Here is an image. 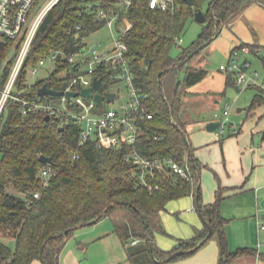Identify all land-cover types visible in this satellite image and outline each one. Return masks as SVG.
<instances>
[{"label":"trees","instance_id":"obj_1","mask_svg":"<svg viewBox=\"0 0 264 264\" xmlns=\"http://www.w3.org/2000/svg\"><path fill=\"white\" fill-rule=\"evenodd\" d=\"M124 1L59 0L38 28L17 81V92L24 99L44 100L47 96L39 95L43 85L61 89L75 71L72 64L59 61L49 77L37 79L27 87L31 68L57 49L71 54L80 52L86 38L106 26L108 19L101 17L100 12L108 17L118 14V25L126 20L132 23L124 36L127 56L137 86L150 95L149 111L154 115L153 119L142 121L144 131L135 148L151 161L169 157L180 164L189 161L194 180L154 166L144 183L138 165L126 158L130 147L107 149L91 140L80 146L77 125L70 124L60 132L55 119L46 121V116L24 113L21 103L11 101L0 119V264H32L36 260L59 264V255L78 226H88V222L108 216L132 264L183 260L198 252L214 235L220 245L219 264H247L242 261L257 257V249L240 248L233 252L229 248V221L221 213L222 185L215 202L203 204L200 178L204 165L196 157L194 165L183 138L186 136L191 144L183 96L208 75L204 67L192 64L206 47L191 59L189 56L210 39L215 40L222 28L233 24L251 5H264V0H193V5L187 0H175V6L167 10L152 9L150 0H130L128 7ZM197 10H203L207 17L201 34L178 57H173L171 50L180 44L187 23L195 19ZM244 45L248 44L241 46ZM249 46L259 53L260 46ZM20 48L21 43L0 38V88L10 75ZM232 74L228 76L229 86L237 82ZM111 82L104 90L110 88ZM263 91L253 99L251 110L264 103ZM191 148L195 154V148ZM41 155L50 157L51 163L40 161ZM48 167L54 175L44 186L41 173ZM190 195L212 224V236L199 246L209 233L205 225L195 237L178 239L175 248L164 251L156 243L157 234L170 236L162 212L170 201ZM1 237L14 239L16 247L11 248ZM135 240L139 242L131 245ZM259 259L264 260L263 253Z\"/></svg>","mask_w":264,"mask_h":264},{"label":"rangeland","instance_id":"obj_2","mask_svg":"<svg viewBox=\"0 0 264 264\" xmlns=\"http://www.w3.org/2000/svg\"><path fill=\"white\" fill-rule=\"evenodd\" d=\"M49 2L50 0H42L37 6V10L40 8L41 10L45 9ZM202 29V23L197 22L195 19L189 20L184 31L183 42L173 47L171 55L173 57H178L183 48L190 47L197 40ZM234 30L235 29L231 26L222 28L219 36L192 61V64L203 66L208 70V75L201 82L189 87L183 96L184 111L188 114V117L191 118V121H189L191 127L188 128V133L190 139L193 141L195 150L197 148L195 143L196 140L201 141L207 139L208 142L213 141L218 143L219 152H214L213 160L216 164H222L224 169L225 150L220 146V141L224 139L230 140L236 137H240L242 140L247 139L248 145L246 147L252 149V151H249L250 157H248V160L250 159L251 162L250 170L252 171L258 168L264 171V163L254 161L253 157L254 150L258 149L259 146L264 149V103L254 110L250 109L255 96L262 93L264 90V47L260 48L259 53L255 51H251L247 54L241 53V57L237 61L241 67H244V71L248 74L259 73L258 85L242 84L239 86L240 90L237 89V82L230 86L226 85V80L231 74L229 75L226 71L221 70V65L228 64L232 51L239 46L235 39ZM248 31L252 33L250 29H248ZM113 35V31L108 26H105L86 38L85 42L89 49L98 47V50L104 51L113 47ZM246 44L252 45L249 43ZM246 62L250 65L245 66ZM54 70L55 62L47 60L45 65L39 67L37 74L32 80L45 79L49 77ZM64 75L65 73H61L59 77ZM233 75L236 76V74H232V76ZM180 78L182 80L184 79V71L180 72ZM111 89L119 90L120 98L114 103L103 104L101 108H116L118 105L128 100L127 88L123 82L114 85ZM47 99L54 103H60V98L56 96H47ZM226 109L230 111L228 121L226 122L228 125L233 124L235 127H238L241 131L238 136L232 134V130L229 128L226 129L224 136L221 134V129H217L214 132H208L206 130V123L209 120L226 119L224 116V111ZM239 109H241L240 112L238 111ZM216 133L220 135L217 138H215ZM212 137H214V140L211 139ZM237 144L238 143H230L228 145L231 151V153L229 152L230 159L233 161H235L236 158L234 150H236ZM207 153H209V151H207ZM219 155L221 156L220 162L218 161ZM195 157L202 165L206 164L202 169L201 176L203 192V189L206 187V200L212 197L214 198L215 191L214 189L212 191V187L215 183H221L220 178L209 164L203 163L201 158H198L196 154ZM242 160L244 162L245 158L242 159V152L239 148L237 149V161L235 165H240V167H242ZM252 162H255V164ZM205 175H208V178L205 179ZM260 189H262L263 199H257V204H259L261 210L260 215L264 218V207L261 205L262 201H264V176L262 177L261 187L256 186L252 190H244V192L239 195L226 196L222 200L221 213L229 221L226 231H228L227 233L229 235V248L233 252L238 250L237 246H239L240 242L235 233L236 222L240 226L239 231L243 238V242L241 243L242 247L251 246L254 242L256 244L258 242L257 231H255L254 228L255 223L251 221V216H254L253 211H255V215L257 211L256 209L253 210L250 205L252 199H250V196L252 195L253 198L258 196ZM203 200L205 201V195H203ZM184 201L185 200H181L180 202L177 201V203L183 204ZM174 203L176 202H171L168 205V212L163 216L164 227L170 236L164 234L156 235V243L164 250L173 249L177 243V237L190 239L196 235L195 227L191 221V215H183V212L181 214L178 213V211L181 212V210L188 208L189 205L186 207L183 205L179 207L181 209L178 208L177 212H175L173 210ZM192 208L191 203L190 210H192ZM193 213L196 215L195 211ZM89 227L98 228L96 232L97 234L101 233V235L99 236L100 239L97 240L96 238L95 240L97 241L91 242L88 246L89 259L87 258V264H128V261L130 262L127 250L114 232L113 222L109 216L95 224L89 225ZM260 239L261 242L264 243V232L261 233ZM1 240L13 249L16 247V241L12 238L1 237ZM219 251L217 235H214L200 250H198V252L183 260L173 262V264H218L220 257ZM261 251L264 254V245L261 247ZM242 262L247 264H264V260H256V257L246 258Z\"/></svg>","mask_w":264,"mask_h":264},{"label":"built area","instance_id":"obj_3","mask_svg":"<svg viewBox=\"0 0 264 264\" xmlns=\"http://www.w3.org/2000/svg\"><path fill=\"white\" fill-rule=\"evenodd\" d=\"M41 1L0 0V38L21 43L12 71L4 87L0 88V119L11 101L14 104L19 102L22 104L24 113L34 112L40 116H49L50 119H55L60 127H67L70 124L77 125L80 146L91 140L95 141L100 147L107 149L122 146L130 147L131 151L126 158L138 165L141 170V179L144 183H146V175L154 166L158 169L169 171L170 174H178L185 180L193 181L194 172L189 161L180 164L170 157L151 161L143 157L135 148L144 131L142 121L153 119L154 115L149 111L148 101L150 95L137 86L135 75L127 56L128 45L124 40V36L132 27V23L126 20L123 24L118 25V14L108 17L104 11L100 12L101 17L108 19L106 26L114 34L113 47L111 49L100 51L98 47L89 49L85 45L80 52L74 54L67 53L63 49H57L49 57L40 59L38 64L31 68L30 79L26 84L27 87L32 85L34 82L32 79L37 74L39 67L45 65L47 60H51L55 64L59 61H64L73 65L75 71L71 78L64 83L67 86L64 89V95L58 96L60 98L59 104L49 99L28 100L20 96L19 92H17V81L26 57L46 13L59 0H50L45 9L41 10L40 8L37 10V6ZM124 3L128 7L131 1L125 0ZM149 4L152 9L167 10L175 6V0H150ZM179 42L182 43L183 39H179ZM251 51L252 49L249 45L234 49L228 64L221 65V70L236 74L239 86L242 84L258 85L259 73L248 74L244 71V67H241L237 62L241 57V53L247 54ZM249 65L248 62L245 63V66ZM108 77L109 79L107 80ZM95 79H102V85L99 90H94L93 93L104 95L107 92H115L116 96L113 101L104 100L101 104H98L94 97H86L79 94L69 98L66 95L67 92L80 93L83 89L92 87ZM109 81H112L110 88L104 90L109 85ZM121 82L127 88L128 100L116 108H101L103 104L114 103L120 98L119 90H112L111 88ZM229 115L230 111L226 109L224 111L226 119L217 120L221 122L218 129H221L222 135L226 133L228 128L232 130L234 135L240 132L233 124H227L226 121H228ZM41 175L44 186H47L54 172L51 167H48L42 171ZM147 186L150 190L153 189L152 185L147 184ZM35 197H39V193H35ZM257 221L258 233L264 232V219L260 218L259 213H257ZM138 242L139 240H135L131 245H135ZM263 245L264 243L259 240L257 259L260 258Z\"/></svg>","mask_w":264,"mask_h":264},{"label":"crops","instance_id":"obj_4","mask_svg":"<svg viewBox=\"0 0 264 264\" xmlns=\"http://www.w3.org/2000/svg\"><path fill=\"white\" fill-rule=\"evenodd\" d=\"M230 26L235 29L234 30L235 39H236V42L238 43L239 46L246 44V43H249L252 45L253 44L258 45L261 48L264 47V5L263 4L255 3V4L251 5ZM248 29H250L252 31V33H250L248 31ZM193 65L196 67H203L200 65H195V64H193ZM227 80H228V78H227ZM227 80H226V85H227ZM238 87H239V85H237V88ZM239 90H240V88H239ZM238 111L240 112L241 110L239 109ZM187 116H188V114H187ZM189 121H191V118H189ZM213 121H217V120H212V121L209 120L206 124L208 125L210 122H213ZM188 125L189 126H187V129L189 127H191L190 124H188ZM235 128H238V127H235ZM206 130H207V126H206ZM207 131L208 132H214V131H209V130H207ZM239 134L240 133H238L236 135L238 136ZM219 136H220L219 133H216L215 138H217ZM263 137H264V135H263ZM211 139L214 140V137H212ZM225 140H227V139L220 141V146H222L225 150V157H224L225 169L223 168L222 164H220V163L216 164V162H214V160H213L214 152H219L218 151V149H219L218 143H215L213 141L208 142L207 139L201 140V141H197V140L195 141V143L197 145V148H196L197 151L195 150V154L197 155L198 158H201V161L203 163H207V165L209 164L217 172V175L221 181V183L220 182H219V184L215 183L212 187V191H213V189L215 191L214 198L212 197V198L206 200V187H205V189H203L204 192L202 191V201H203V204H205V205H209V204H212L215 202L217 191H218L220 185H222V187H224V194H223L224 197L231 196V195L236 196V195L243 193L244 190H248V189L252 190L256 186H259V187L262 186V177L264 176V171L262 169L260 170L258 168L257 169L255 168L252 171L250 170L251 162H250V159L248 160V157H250L249 151H252V149L246 147L248 145L247 139L242 140L240 137H236V138H233L230 140L228 139L227 141H225ZM190 141H191V145L193 146L192 139H190ZM230 143H234V144L238 143L236 145V148H235L236 150H234V153H236L235 161L230 159L231 151L228 148L229 147L228 145ZM239 148L242 152V159L245 158L244 162L242 160V167H240V165H235V163L237 161V149H239ZM207 151H209V153H207ZM253 157H254V161H257L258 163H264V149H263V147L259 146L258 149H255ZM220 159H221V156L219 155L218 156L219 162H220ZM252 163L255 164V162H252ZM205 166H206V164H204V167ZM234 166H235V168H234ZM204 170H207V169H204ZM201 176H202V171H201ZM201 178H200V184L202 187L203 183H202ZM206 178H208V175H205V179ZM203 195H205V201L203 200ZM250 199H251V202H250L251 207L253 208V210L256 209V211H257L256 215H255V211H253L254 216L253 215L251 216V221H253L255 223V227L254 226L253 227L255 228V231H257V236H258V241H259V240H261L260 236H261L262 232L258 233L257 213H259V215H260L261 210L259 208V204H257V201H258L257 199H263L262 189L259 190L258 196L253 198L251 195ZM181 200H185L183 204L177 203V201L180 202ZM171 202H176V203H174L175 205L173 207V210L175 212H177V209L179 207H182L183 205H184V207H186L189 205L188 208L181 210V212L178 211V213L181 214L183 212V215L184 214L185 215L186 214L191 215V221L193 222V226L195 227L194 229L196 230V235H197L198 230L204 229L205 223L203 222V220L201 219V217L199 215L198 208H197L196 202H195V197L193 195L181 198L179 200H172L168 203V205ZM191 203H192V207H193L192 210H190V204ZM168 205H167V207H168ZM261 205H262V203H261ZM167 207H166V210L162 212L163 222H164L163 216L165 213L168 212ZM179 209H181V208H179ZM194 211H195L196 215H194V213H193ZM263 214H264V211H263ZM260 218H262L261 215H260ZM262 219H264V218H262ZM235 227H236L235 228L236 237L240 241L239 246H237V249H240V248L258 249V242H257V244L254 242L253 244H251V246L242 247L241 243L243 242V238L240 235V231H239L240 226H239V224H237V222L235 223ZM97 230H98V228L89 227V225L84 226L82 228H79V230H77L75 232L74 236L71 237L67 241L62 252L60 253L59 264H87L86 263L87 258L89 257L88 246L90 245L91 242H94V241H97L98 239H100L99 236L101 235V233L97 234V232H96ZM226 230H227V225H226ZM227 235H228V233H227ZM96 238H97V240H95ZM228 238H229V235H228ZM178 239H184V238L177 237L176 238L177 243H176L175 247L178 244ZM217 240H218V236H217ZM71 242H72V244H71ZM218 245H219V240H218ZM219 249H220V245H219ZM162 250H164V249H162ZM170 250H172V249L164 250V251H170ZM219 252L221 253V251H219ZM252 258H254V257H252ZM219 260H220V257H219ZM256 260H261V259H257V257H256ZM32 264H43V262L36 260ZM128 264H132L131 261L130 262L128 261ZM171 264H173V263H171Z\"/></svg>","mask_w":264,"mask_h":264},{"label":"water","instance_id":"obj_5","mask_svg":"<svg viewBox=\"0 0 264 264\" xmlns=\"http://www.w3.org/2000/svg\"><path fill=\"white\" fill-rule=\"evenodd\" d=\"M190 5H193L194 4V1L193 0H187ZM206 14L203 12V10H197L195 12V20L199 23H202L204 24L206 22ZM214 38L210 39L208 42H206L203 46H201L198 50L194 51V53H192L190 56H189V59H191L196 53L199 52V50H202L203 48L207 47L209 44H211L213 42ZM102 85V79H95L94 81V85L90 88H86V89H83L80 93L79 92H67L66 95L71 98L72 96H78L79 94H81L82 96H86V97H94L95 101L98 103V104H101L104 100H107L108 102H111L114 100L115 96H116V93L115 92H107L106 94H101V93H93L94 90H99L100 87ZM66 84H64L62 86V89L61 90H55V89H51L48 87L47 84L43 85L40 89H39V95L40 96H62L64 95V89L66 88ZM239 90V87L237 88ZM241 110V109H240ZM50 120V117L47 116L46 117V121H49ZM221 125V122L220 121H213V122H210L208 125H207V130L209 131H216ZM65 130V127H60L59 128V131L60 132H63ZM184 138V141L186 143V146H187V151H188V154L192 160V162L194 163V165L196 166V158H195V154L191 148V144L188 140V138L186 136H183ZM40 161H42L43 163L45 164H48V163H51L52 159L50 157H47L45 155H41L40 156ZM262 206H264V201L262 202ZM198 212H199V215L201 217V219L203 220V222L205 223V225L208 227V230H209V233L206 237L205 240H203L199 246H201L202 244H204V242L209 239L211 236H212V233H213V227H212V224L206 220L205 216H204V213H203V209H202V206L199 204L198 205ZM99 221V219H95L93 221H90L87 223V225H92V224H95ZM84 227V225H80L77 227V229L79 228H82ZM70 229H68L65 233L63 234H66L67 232H69Z\"/></svg>","mask_w":264,"mask_h":264}]
</instances>
